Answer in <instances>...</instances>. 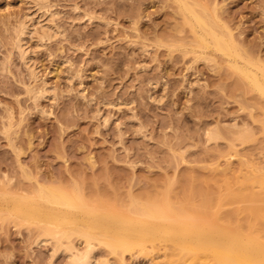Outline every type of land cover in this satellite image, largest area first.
<instances>
[{
	"label": "rangeland",
	"instance_id": "rangeland-1",
	"mask_svg": "<svg viewBox=\"0 0 264 264\" xmlns=\"http://www.w3.org/2000/svg\"><path fill=\"white\" fill-rule=\"evenodd\" d=\"M187 1L239 63L264 66V0ZM199 33L176 0H0V264L88 251L76 234L37 243L42 224L10 210L40 186L98 211L156 204L264 230L250 212L264 207V97ZM90 249L92 264L204 262L159 241Z\"/></svg>",
	"mask_w": 264,
	"mask_h": 264
},
{
	"label": "bare ground",
	"instance_id": "bare-ground-1",
	"mask_svg": "<svg viewBox=\"0 0 264 264\" xmlns=\"http://www.w3.org/2000/svg\"><path fill=\"white\" fill-rule=\"evenodd\" d=\"M176 1L185 21L194 30L200 29V33L196 34L197 45L204 49L212 47L223 55L233 57L230 60L232 67L264 97V66L255 69L247 61L239 63L236 60L240 54L233 37L217 31L216 15L211 17L204 8L197 11L187 0ZM21 28L20 33H23L24 26ZM209 136L208 140L216 137L211 132ZM260 180L264 184V173ZM154 205H141L137 209L138 216L111 210L98 211L67 192L40 186L35 197L20 195L13 198L10 210L22 219L42 224L40 227L44 233L38 237L37 243L49 242L52 238L70 239L73 234L83 237L88 251L81 255L71 251L69 257L73 264H92L93 249L91 251L90 248L94 242L102 243L117 253L144 248L146 243L155 241L167 248L173 246L180 256L203 259V264H264V230L261 223L246 229L242 222L230 223L228 217L210 219L209 216L213 215L206 211L201 217L178 216L179 209ZM250 212L254 219L264 217V207H252Z\"/></svg>",
	"mask_w": 264,
	"mask_h": 264
}]
</instances>
